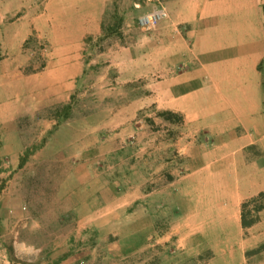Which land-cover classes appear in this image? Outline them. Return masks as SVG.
<instances>
[{
    "label": "crops",
    "instance_id": "0c3cea01",
    "mask_svg": "<svg viewBox=\"0 0 264 264\" xmlns=\"http://www.w3.org/2000/svg\"><path fill=\"white\" fill-rule=\"evenodd\" d=\"M144 1L163 5L167 17L135 31L134 42L116 44L101 77L113 76L120 88L139 79L149 92L135 100L114 95L113 107L92 111L93 131H111V140L84 144L75 133L52 155L70 165L90 154L85 160L96 167L86 189L75 171L50 184L59 194L48 195L43 209L55 213L53 227L74 228L77 236L97 230L86 264L120 256L134 264H264V207L255 222L242 223L243 202L264 192V0ZM115 2L46 0L32 28L48 46L35 74L50 99L70 100L85 66L94 63L84 59V46L102 35ZM5 15L0 11L1 21ZM0 28L8 55L2 60L28 62L11 56L31 28ZM142 108L144 118H137ZM136 129L139 138L126 140ZM12 215L22 213L15 207ZM8 219L0 207V221ZM46 237L47 246L28 251L34 254L28 264L75 262L71 238Z\"/></svg>",
    "mask_w": 264,
    "mask_h": 264
},
{
    "label": "rangeland",
    "instance_id": "374dc122",
    "mask_svg": "<svg viewBox=\"0 0 264 264\" xmlns=\"http://www.w3.org/2000/svg\"><path fill=\"white\" fill-rule=\"evenodd\" d=\"M136 1L143 4L141 10L132 3H124L123 0L115 2L109 10L110 15L106 16L102 35L84 46V59L87 62L93 58L94 63L90 64L92 66H85L82 76L76 82L72 93L75 97L69 115L59 117L57 112L67 102L50 99L48 89L35 74L47 62L48 46L44 39L34 36L32 23L41 13L46 0H0V11L6 13L3 20H0V27L18 33H24V30L30 27L32 32L22 47L11 56L18 59L29 57L28 62L2 60L8 55L3 53L0 47V71L12 69L13 72V75L8 77L0 76V186H8L0 196V207H4L9 213L7 221H0V264L32 262L34 254L28 251H39L43 246H47L49 237L46 236L49 235L56 237V242L59 238H71L72 251L68 253L78 255L73 264H86L89 260L90 251L97 243V230L85 228L81 236H77L74 228L70 231L66 227H53L52 215L55 213L44 211L43 203L49 200L48 195L51 193L55 196L59 194L58 187H51L50 184L62 183L64 180L61 178L66 173H80L86 189V179L96 167L92 165L91 159L88 162L85 160L90 154L84 156L82 163L70 165L59 163L58 159L52 160V155H58L61 147L73 143L75 133L84 144L96 137L98 140H111V131H93L92 111L113 107L108 100L114 95L122 97L125 93L129 95V99L135 100L149 92L139 79L127 83V87L120 88V83L112 78L113 76L104 80L101 77L107 70L106 59L114 53V48H117L115 45L134 42L135 31L147 27L138 25V15L149 11L154 2L148 4L144 0ZM125 17H128L130 25L124 24ZM127 28L130 29L127 31ZM15 44H18L16 39L5 46L13 47ZM97 55L100 57L96 58ZM10 61H13V64L9 63ZM115 87L118 88L114 89ZM144 114L145 108H142L138 110L136 117L144 118ZM136 126L137 123L132 124L133 128ZM149 127L154 129L153 121ZM139 135L136 129L126 140L138 139ZM25 152L28 157L20 167L19 158ZM11 177L15 180L6 183ZM15 207L19 208L22 215H12ZM56 244L53 243L51 247ZM131 260L128 256L115 259L106 257L103 264H134Z\"/></svg>",
    "mask_w": 264,
    "mask_h": 264
},
{
    "label": "trees",
    "instance_id": "16d2710c",
    "mask_svg": "<svg viewBox=\"0 0 264 264\" xmlns=\"http://www.w3.org/2000/svg\"><path fill=\"white\" fill-rule=\"evenodd\" d=\"M75 95L72 94L70 101L64 104L60 111L57 112L59 117H67L72 109V101ZM163 115H169L170 112H161ZM28 157V153L25 152L20 158L18 165L22 167ZM3 187L0 186V191ZM264 207V192H260L257 196L252 197L242 204V223L244 225H250L258 219V211Z\"/></svg>",
    "mask_w": 264,
    "mask_h": 264
},
{
    "label": "built area",
    "instance_id": "2783aa9c",
    "mask_svg": "<svg viewBox=\"0 0 264 264\" xmlns=\"http://www.w3.org/2000/svg\"><path fill=\"white\" fill-rule=\"evenodd\" d=\"M168 15L166 8L161 4L154 5L149 11L138 16L137 23L141 27H146L151 23L166 18Z\"/></svg>",
    "mask_w": 264,
    "mask_h": 264
}]
</instances>
